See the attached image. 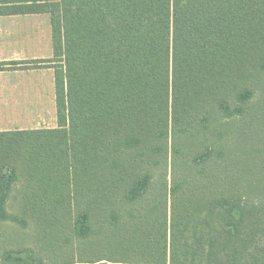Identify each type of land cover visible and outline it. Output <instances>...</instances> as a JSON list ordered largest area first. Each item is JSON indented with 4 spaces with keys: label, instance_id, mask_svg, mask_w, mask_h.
I'll return each instance as SVG.
<instances>
[{
    "label": "trees",
    "instance_id": "obj_1",
    "mask_svg": "<svg viewBox=\"0 0 264 264\" xmlns=\"http://www.w3.org/2000/svg\"><path fill=\"white\" fill-rule=\"evenodd\" d=\"M39 13L52 57L0 70L53 68L57 124L0 131V220L37 230L0 264H264V183L224 176L264 0H0Z\"/></svg>",
    "mask_w": 264,
    "mask_h": 264
},
{
    "label": "rangeland",
    "instance_id": "obj_2",
    "mask_svg": "<svg viewBox=\"0 0 264 264\" xmlns=\"http://www.w3.org/2000/svg\"><path fill=\"white\" fill-rule=\"evenodd\" d=\"M44 25H40L42 35L49 37L50 24L48 14H43ZM29 22L31 25H25L23 33H36V25L43 21ZM43 40V39H42ZM257 74L250 79L249 87L253 91V96L247 104L249 107V118L241 120L242 117H236L231 120L229 125L230 137L225 144L227 146L225 178L230 184L239 183L244 185L247 178L261 180L264 183V70H257ZM35 77H17V84L24 90L28 85L26 81H31ZM36 82V81H35ZM42 82V80H41ZM32 88V86H31ZM33 89V88H32ZM241 89V88H239ZM235 105L234 100L230 101V106ZM28 114L23 105H0V130H26L51 128L56 126L55 105L50 104L32 106ZM240 120V121H239ZM235 121V123H232ZM238 121V122H237ZM171 149L167 150V167L161 168L166 175L168 186L171 180L170 167ZM223 167L220 169L222 170ZM213 181V176L211 177ZM14 194V191L11 193ZM37 236V230L32 223L27 228L22 229L19 225L10 221L0 220V262L5 249L16 248L25 243L34 242ZM26 240L27 242H24Z\"/></svg>",
    "mask_w": 264,
    "mask_h": 264
},
{
    "label": "crops",
    "instance_id": "obj_3",
    "mask_svg": "<svg viewBox=\"0 0 264 264\" xmlns=\"http://www.w3.org/2000/svg\"><path fill=\"white\" fill-rule=\"evenodd\" d=\"M43 14L48 13L0 15V62L48 59L52 57L51 35L47 37L40 32L41 27L39 24L44 25L45 22L44 19L41 20ZM48 18L50 20L49 14ZM40 20L43 23L39 22L36 25L38 32L23 33L25 25L30 26L29 22ZM19 76L35 78L32 81L31 79L26 81L28 86L23 87L25 89L22 90L21 86L16 83V78ZM10 104L23 105L26 114L29 113L30 108H33L32 106H37L39 109L40 106L47 104L54 106L53 68L0 70V105ZM0 127L3 128V126Z\"/></svg>",
    "mask_w": 264,
    "mask_h": 264
}]
</instances>
